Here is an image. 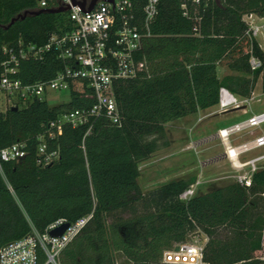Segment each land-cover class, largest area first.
Masks as SVG:
<instances>
[{"label": "trees", "instance_id": "1", "mask_svg": "<svg viewBox=\"0 0 264 264\" xmlns=\"http://www.w3.org/2000/svg\"><path fill=\"white\" fill-rule=\"evenodd\" d=\"M146 0H132L141 14ZM158 0L149 35L136 59L141 68L114 86L120 123L105 116L88 124L64 125L46 139L57 157L37 164L38 136L47 124L71 109L88 108L91 89H71L69 100L51 105L35 100L18 110L0 111V149L23 142L25 156L3 161L0 170V247L31 232H42L59 218L67 222L91 215L60 255L62 264H163L164 250L186 242L190 233L206 235L207 264H264V167L249 187L232 181L183 201L179 195L196 178L174 179L143 193L138 164L169 146L164 124L218 104L220 87L247 98L252 81L244 75L218 77V67L251 74L264 71V51L249 34L244 16L264 17V0ZM37 0H0V45L22 39L43 44L49 33L70 28L66 13L35 11ZM199 18V21H196ZM197 30H193L194 27ZM250 56L261 65L252 69ZM51 57L23 60L25 83L53 76ZM128 213V217L123 214Z\"/></svg>", "mask_w": 264, "mask_h": 264}, {"label": "built area", "instance_id": "2", "mask_svg": "<svg viewBox=\"0 0 264 264\" xmlns=\"http://www.w3.org/2000/svg\"><path fill=\"white\" fill-rule=\"evenodd\" d=\"M198 3L200 0H182L180 7L188 15L187 2ZM37 0V8L56 9L67 7L66 13L70 28L61 32L48 34L43 44L18 39L0 45V94L5 98V109L11 106H25L35 100L47 101L51 91H84L91 89L93 104L88 108L71 109L51 120L42 134L38 136L37 164L48 165L56 157L55 151H47L46 139L53 138L61 132L64 125L77 127L88 124L86 135L90 134L92 121L105 116L112 124L120 123L114 86L120 80L131 79L138 75L141 68L136 59L141 48L142 39L149 35L148 27L157 13L158 0H146L141 14H138L132 0ZM254 14L247 15L249 34L255 37L261 26L254 24ZM199 21V18H196ZM193 30H197L195 26ZM51 56L59 68L52 77L34 82H23L19 77L20 63L23 60H41ZM252 69L261 62L250 56ZM62 102H58L59 104ZM55 105V104H53ZM218 111H227L241 106L226 88L220 87ZM3 109V111L5 110ZM0 111H2L0 109ZM264 123V111L254 113L246 120L230 127L220 128L218 134L225 145L228 157L231 134L257 127ZM226 132V135L221 133ZM264 146V133L252 141L236 146L235 161L229 160L235 171L234 181L249 187L252 174L264 166V154L241 160V155L250 150ZM228 152V154H227ZM23 142H16L0 149V170L3 161L17 160L25 156ZM202 181L195 180L185 189L179 198L183 201L192 197ZM91 215H86L75 222H68V227L59 236H52L50 231L67 221L59 218L50 223L42 232L32 228L27 235L8 242L0 247V264H62L60 255L66 245L86 224ZM207 241L177 243L171 249L164 250L161 257L163 264H207L203 260V248Z\"/></svg>", "mask_w": 264, "mask_h": 264}, {"label": "rangeland", "instance_id": "3", "mask_svg": "<svg viewBox=\"0 0 264 264\" xmlns=\"http://www.w3.org/2000/svg\"><path fill=\"white\" fill-rule=\"evenodd\" d=\"M244 19L246 22L249 21L247 16H244ZM253 20L254 24L261 26L255 39L264 51V17L255 15ZM217 74L220 78L225 75H244L249 78L253 83L249 97L237 96V99L241 100V106L238 108L218 111V105H215L186 117L166 121L164 126L169 146L158 150L138 164L140 169L138 183L143 193L179 178L194 177L196 180L202 181V184L197 188L196 192L198 193L207 192L234 181L235 171L225 153V145L218 136V130L242 122L253 113L264 111V71L255 79L251 74L237 73L226 67H218ZM69 98L67 91H51L47 100L49 104L53 105L58 102H67ZM0 109L2 111L5 109L3 94H0ZM262 133H264V123L231 134L229 141L231 146H236L252 141ZM261 154H264V146L254 148L241 155V160ZM260 164L264 166V160ZM128 216V213L123 214V217ZM205 238L207 237L204 233L195 231L188 235L186 242L192 243L196 240L204 242ZM259 254L264 259V248ZM117 262L128 264L125 258L119 254Z\"/></svg>", "mask_w": 264, "mask_h": 264}, {"label": "water", "instance_id": "4", "mask_svg": "<svg viewBox=\"0 0 264 264\" xmlns=\"http://www.w3.org/2000/svg\"><path fill=\"white\" fill-rule=\"evenodd\" d=\"M96 0H92V3L89 7V10L92 8V6L94 5ZM105 1H109V2H112L113 0H105ZM67 7H59V8H56V9H52V8H47V9H39L37 11H29V10H26L24 11L22 14H19L17 15L16 17L12 18L11 21L8 23L7 26H5V29L8 28L11 24H13L16 20L18 19H24L27 15H38L40 13H62L66 10ZM18 106H11L10 109L11 110H18ZM238 108V107H237ZM69 223L66 222V223H63L62 225H60L59 227L53 229L50 231V234L52 236H59L61 235L64 230L68 227Z\"/></svg>", "mask_w": 264, "mask_h": 264}, {"label": "bare ground", "instance_id": "5", "mask_svg": "<svg viewBox=\"0 0 264 264\" xmlns=\"http://www.w3.org/2000/svg\"><path fill=\"white\" fill-rule=\"evenodd\" d=\"M222 135H226V132H223V133H221ZM218 136H220V134H218ZM228 149H227V151H229V154H228V152H227V154H228V157H230L231 159H233L234 161H235V155H236V153H237V151H236V149H234V147L233 146H228L227 147Z\"/></svg>", "mask_w": 264, "mask_h": 264}, {"label": "crops", "instance_id": "6", "mask_svg": "<svg viewBox=\"0 0 264 264\" xmlns=\"http://www.w3.org/2000/svg\"><path fill=\"white\" fill-rule=\"evenodd\" d=\"M255 17V16H254ZM240 100V99H239ZM241 101V100H240ZM243 112H245V110H243ZM254 114V113H253Z\"/></svg>", "mask_w": 264, "mask_h": 264}]
</instances>
